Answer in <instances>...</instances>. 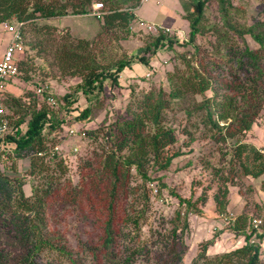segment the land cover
I'll use <instances>...</instances> for the list:
<instances>
[{
    "label": "trees",
    "instance_id": "obj_1",
    "mask_svg": "<svg viewBox=\"0 0 264 264\" xmlns=\"http://www.w3.org/2000/svg\"><path fill=\"white\" fill-rule=\"evenodd\" d=\"M189 1L192 7L183 14L187 38L181 40L176 30L159 26L147 36L135 34L134 9L142 0H0V22L21 24L23 50L17 78L30 84L19 95L5 89L0 93L4 109L0 124L7 121L0 134V264H45L36 260L41 253L46 262L59 264H135L160 245L155 255L158 264H182L189 252L183 240L187 214L204 215L198 202L205 191L196 200L182 198L164 181L165 174L151 172L153 168L168 171L172 160L182 155L178 149L168 151L176 139L174 128L165 124L170 112H183L186 124L181 131L187 144L194 138L186 127L193 115L192 122L208 127L206 133L215 142L234 139L226 172L229 180L240 172L262 177L264 186V153L239 138L264 109V14L252 16L249 22L250 9L232 0ZM210 1L217 4V20L209 16ZM95 2L103 5L102 15L96 16L101 26L91 37L74 36L47 22L66 16L69 8L74 15L88 13ZM258 2L255 7L261 3L264 9V0ZM210 33L214 39L209 46L197 42ZM134 35L143 39L144 50H125L119 58H109L110 47L128 50L122 43ZM163 55H170L167 62L175 68L166 73V83L161 80L156 85L150 78L157 71L152 60L165 66ZM136 64L144 73L128 78L130 101L109 123L104 118L91 126L105 99L112 103L119 96L114 89L121 85L123 71H134ZM54 68L60 76H54ZM71 77L80 80L62 94L49 90L51 80ZM141 81L152 85L143 89ZM33 85L41 87V93ZM187 102L192 106H184ZM65 135L68 142L60 140ZM69 159L76 164V183L67 175ZM20 160L28 162L22 176L8 173L17 171ZM219 172H212L220 182L211 196L215 210L225 214L228 188ZM133 179L139 182L131 185ZM163 190L175 196L180 207L166 218L153 215V200ZM256 207L258 212L242 209L229 220L226 229L243 238L240 246L209 254V246L223 232L217 230L199 243L189 264H264V214L259 223L253 221L262 214L264 199ZM57 209L64 215L76 214L75 230L56 232Z\"/></svg>",
    "mask_w": 264,
    "mask_h": 264
},
{
    "label": "rangeland",
    "instance_id": "obj_2",
    "mask_svg": "<svg viewBox=\"0 0 264 264\" xmlns=\"http://www.w3.org/2000/svg\"><path fill=\"white\" fill-rule=\"evenodd\" d=\"M47 1L48 0H46V2ZM62 1L54 0V2ZM232 2L238 6H246L250 9L249 22H251L252 16H255L256 14H264V9L260 7L261 3L258 4V7H255L258 0L257 2H255L254 0H232ZM140 5V7L135 10V13L140 19L146 20V22L149 23L144 24L142 27H139L138 22L135 23V34H140V37H142L141 35L147 36L149 33L156 32L155 29L152 30L148 25L154 26V24H160L168 25L170 29L178 27V29L181 30L178 38L181 40L187 38L186 32L188 29V24L187 21L183 18V14L192 7L189 0H145ZM208 6L210 18L212 20H217L218 8L216 2L210 1ZM254 7L258 10H261V12H256ZM93 8L94 6L92 4L88 13L80 15L72 14L69 8L67 10L68 14L66 16L47 19V22L49 24H52V26L54 25L57 29L68 30L70 34L74 36L91 37L99 30V27L101 26V20H98L96 15L93 14ZM183 25L184 27H182ZM159 27L165 28L162 26ZM213 39L214 37L212 36V33H210L204 35V37H198L197 42H202L205 45L209 46ZM246 39L251 47L255 46L252 40L248 39V36H246ZM122 44L126 46L128 50L125 47L116 49L113 45V47H110L108 49L109 51H107L110 54L109 58H119L121 53L125 50L129 53L144 50L143 39L135 37V35L131 36V38H128L127 40H124ZM188 47L191 48V46ZM241 47H243V44H241ZM47 56L48 55H46V57ZM169 57L170 55L161 56L164 62L167 63V65L165 66L160 65V63L162 62L161 60H159V62L158 60H152V64L157 70L153 77L152 75L150 76V78H152V83L158 85L160 84L161 80L166 83V73L169 71H173V69L175 68L172 62H167V59ZM47 58H49V56ZM140 66L142 65L136 64L134 68H132L135 72L129 70V68L123 71L120 77L121 85L118 86L117 89H114V92L119 96L114 98V102L112 101V103L110 98L107 97L105 99L103 103L104 107L98 112V116L96 120L92 121L93 123H91V126H95L96 123L101 122L104 118H106L107 122L109 123L110 120L115 117L117 112L121 108L123 109V105L125 103L127 104L130 101L128 78H134L133 75L135 73L138 74L139 72H142L143 74L144 70ZM52 73L54 74V76H60V72L56 71V68L53 69ZM135 79L137 80L138 78ZM79 80L80 79L78 77L64 78L58 81L53 79L48 82L50 86L49 90H52L53 92L58 94H62L69 88V86L76 84ZM147 80L149 81L150 79ZM6 81L7 79H5V83ZM39 84L40 85L38 86L43 85L40 82ZM151 85V83H144L141 81L139 87L143 89H149ZM15 87L16 88L13 89L11 93L16 95H19L20 93L24 92V90L28 89V85L22 82L18 83ZM108 90L109 88L107 87L106 91L108 93H111ZM207 94H210V92L207 91ZM1 96L2 94H0V97ZM200 98V96H196L197 100H199ZM79 103H84L83 97L80 98ZM184 106L191 107L192 104H188L187 102V104H184ZM192 121H195V115L192 116ZM192 121H189L186 127L188 126L191 128L194 134V138H192L193 141L191 143L187 144V135H184L183 131H181L182 127L186 124V118L183 112H170L168 114L165 124H170L174 128V135L176 137L175 141L168 146V151L172 153L174 151H177L178 149L182 152V155H179L172 160V166L168 171L156 172L155 168H153L151 171L154 175L158 176H163V174H165L164 181L167 183L171 190H173L182 198L192 196V200H196V198L199 195L203 194L205 191V198H203L202 202H198V206L204 211V215L198 216L194 213L187 214V221L189 225L188 229L183 235V240L189 246V252L184 255L182 264H189L192 257L196 254L195 249L199 246V243L203 240L211 238L217 230H223V232L220 235L219 240H217L213 245L209 246V254L231 250L234 247L240 246L244 241L242 240L243 238L240 237L242 238L240 239L234 237L233 233L226 229L229 226V217L232 216L231 214H238L242 209H244V211L247 213L258 212L256 206H260L261 202L264 199V186L262 185V177L255 178L251 175H241V173L239 172L238 178L229 180L228 176L226 175L229 156L234 149V139L227 137L223 141L215 142L213 139H211L210 135L206 133L208 127H204L201 122L195 123ZM220 123L223 124V122ZM239 138L242 141L251 142L256 146V148L262 150V152L264 153V109H261L259 115L252 124L251 130L243 132ZM60 140H62L63 142H68L69 139L66 138L65 135L61 136ZM77 144H79V142L73 143L74 146ZM69 160L68 163L70 164V171L67 175H69V178H71V182L76 183V164L72 159ZM187 161H190V164H186ZM27 167L28 162L26 160H20L17 162V171H9L8 173L22 176ZM176 167L180 169L176 170ZM216 169L220 170L219 176L223 174V177L227 182L228 204L227 212L225 214L218 213L212 203L211 195L217 187V184L220 182V177L216 178V174H212L213 170ZM138 182V180L133 179L131 181V185H136ZM24 191L26 194L30 193L28 185L24 186ZM55 208L56 205H54L51 210H55ZM177 208H180L178 205V199L167 190H163L161 196H157L153 200L154 216H158L159 214H161L162 216H165L164 218H166L168 216H171ZM181 211L183 213L186 212L184 208L181 209ZM67 213L68 211L66 212V214ZM263 214L264 212L262 211V214L257 216L262 218ZM55 218H57V221L55 223L57 233L61 234L76 229V224L78 222V217L76 216V214L64 215L61 210L57 209ZM144 230L147 231V227H144ZM261 243V247H263L262 259L264 260V240ZM161 249L162 246L160 245V247L156 250H153L148 257L138 258L135 264H158L155 261V255L159 253ZM36 260H41L45 264H59L55 261L46 262V259L42 253L37 256ZM62 264L66 263L63 262Z\"/></svg>",
    "mask_w": 264,
    "mask_h": 264
},
{
    "label": "built area",
    "instance_id": "obj_3",
    "mask_svg": "<svg viewBox=\"0 0 264 264\" xmlns=\"http://www.w3.org/2000/svg\"><path fill=\"white\" fill-rule=\"evenodd\" d=\"M94 10L93 14L96 16L102 15V8L103 5L101 2H96L93 4ZM139 27H142L145 23L142 21H139ZM1 25L3 26V29L10 35V39L8 44L6 45L4 51L2 52V55L0 56V93L2 90H4V83L5 79H11L14 77H17L18 75V69H17V60L19 59V56L23 50V41L21 37V31L19 24H11L8 21H2ZM152 30H156V27L152 25H148ZM37 93H41L42 89L41 87H36L33 85ZM0 113H4L3 106L0 102ZM7 121L3 119L0 124V134L6 129ZM72 130L70 129V133ZM154 183H151V187H153V191L156 193V187L154 186ZM264 208V207H263ZM264 212V209H263ZM254 222L259 223L261 221L260 217L253 220Z\"/></svg>",
    "mask_w": 264,
    "mask_h": 264
},
{
    "label": "crops",
    "instance_id": "obj_4",
    "mask_svg": "<svg viewBox=\"0 0 264 264\" xmlns=\"http://www.w3.org/2000/svg\"><path fill=\"white\" fill-rule=\"evenodd\" d=\"M144 2V1H143ZM142 3V2H141ZM141 6V5H140ZM140 6H137L135 9H134V14H135V16H136V18H137V21L135 22V23H137V22H139V21H142V22H144L145 24H147V23H149V22H146V20H142V19H140L137 15H136V13H135V10L138 8V7H140ZM150 24H153V23H150ZM155 26H162V27H165L167 30H176L177 31V33L179 34L180 32H181V30H179L178 29V27L177 28H173V29H170V27L168 26V25H160V24H154ZM180 27V26H179ZM182 27H184V25L182 26ZM9 39H10V35L3 29V26L1 25V22H0V56L2 55V52L4 51V49H5V47H6V45L8 44V42H9ZM140 51V50H139ZM20 82H22V81H20L17 77H14V78H11V79H8L7 81H6V83H4L5 85H4V89L6 90V91H9V92H12L13 91V89H15L16 87V85L18 84V83H20ZM22 83H24V82H22ZM8 84V85H7ZM24 84H26V83H24ZM15 85V86H14ZM28 86H30V85H28ZM32 87V86H31Z\"/></svg>",
    "mask_w": 264,
    "mask_h": 264
},
{
    "label": "clouds",
    "instance_id": "obj_5",
    "mask_svg": "<svg viewBox=\"0 0 264 264\" xmlns=\"http://www.w3.org/2000/svg\"><path fill=\"white\" fill-rule=\"evenodd\" d=\"M143 1H145V0H142V2H143ZM154 27H156V26L154 25ZM180 33H181V32H180ZM179 35H180V34H179ZM181 35H182V34H181ZM231 215H232V216L229 217V219H228V224H229V220H230V219H234V218H235V215H233V214H231ZM258 217H259V216H258ZM258 217L253 218V220H254V219L257 220ZM260 219H262V218L260 217ZM240 239H242V238H240ZM242 240H243V239H242Z\"/></svg>",
    "mask_w": 264,
    "mask_h": 264
}]
</instances>
